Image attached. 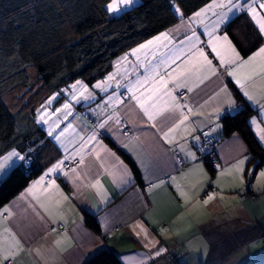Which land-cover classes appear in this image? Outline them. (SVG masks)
I'll list each match as a JSON object with an SVG mask.
<instances>
[{"label":"crops","instance_id":"crops-1","mask_svg":"<svg viewBox=\"0 0 264 264\" xmlns=\"http://www.w3.org/2000/svg\"><path fill=\"white\" fill-rule=\"evenodd\" d=\"M258 3L259 0L256 7L260 11ZM211 4L213 0L195 12ZM221 11L227 9H210L200 18H194L193 14L185 16L183 23L179 19L123 52L103 77L91 84L82 81L92 93L91 98L84 99L81 90L71 88L75 81L62 90L64 93L48 95L43 104L50 97L56 99L46 110L37 106L36 122L37 109H41L43 119L48 121L37 122L46 133L43 159L40 164H34L38 172L0 207V233H4V228L10 229L24 246L17 264H83L101 249L116 253L122 264H264V177L259 175L264 171V164L255 167L259 159L256 156L250 159L252 156L239 132L222 135L221 125L224 115L234 114L243 106L251 108L248 127L264 151L257 128L250 123L256 117L257 124L264 128L261 122L264 116L258 115L260 105L243 97L236 83L239 80L245 84L257 100L264 102V58L257 57L242 66L221 65L220 58L209 45L208 35L214 28L215 37L227 35L225 25L242 13L250 18L258 32L259 28L247 11L235 10L228 14V20L216 27V14ZM170 29L168 41L142 49L139 59L131 54L132 49ZM193 32L199 37L196 47L203 48L205 56L212 61L215 75L198 52L194 55L190 52L187 37ZM215 37L212 43L220 57L226 61L231 59L228 43ZM228 39L236 48L229 36ZM262 45L264 38L250 54H240L241 59L247 60ZM126 54L127 59H123ZM110 75L112 79L108 80ZM146 75L150 80L135 89L138 96L143 93L147 97L151 89L158 86L161 75L168 81L173 96L178 90L188 93L179 101L187 105L182 111L188 119L177 130L172 143L162 139L158 128L151 126L152 122L147 121L136 101L131 99L132 93L127 86ZM177 78L184 87L175 86ZM104 81H107L106 90L93 87ZM232 87L240 95L239 102ZM222 88L231 94L235 105L230 107L224 102ZM109 97H114L112 102ZM66 103L68 109L63 108ZM218 107L219 113L216 112ZM113 115L119 124L109 120L104 128L98 127ZM179 115L177 112L176 117ZM161 119L158 117L156 122L164 131L174 122L169 120L164 125L159 123ZM50 127L53 129L51 136L48 134ZM124 129L128 134H123ZM203 131L218 141L215 149L218 162L213 169L199 160ZM61 133L57 141L55 136ZM94 133L95 139H92ZM190 153L194 154V159ZM175 154L186 162L183 168L177 166ZM245 155L249 159L241 172L236 165ZM65 157L78 159L79 165L65 169L62 164V171L47 176L32 194L26 193L25 190L49 167L57 161L64 163ZM21 162L17 161L16 165ZM125 168L131 175L127 183ZM253 169L250 179L249 170ZM9 170L0 173V179ZM50 181H54V186H49ZM150 184L158 186L149 190ZM177 185L186 196L179 194ZM210 193L215 194V198L205 205L203 201ZM22 194L23 199L20 198ZM243 194L247 196L241 197ZM252 194L257 196L252 198ZM4 207L10 209L11 216L2 211ZM85 214L95 216L98 232L86 226ZM137 223L148 229L157 241L156 248L165 249L161 255H155V248L145 247L143 234L138 236V229L134 230ZM57 224L62 228H57Z\"/></svg>","mask_w":264,"mask_h":264},{"label":"trees","instance_id":"trees-1","mask_svg":"<svg viewBox=\"0 0 264 264\" xmlns=\"http://www.w3.org/2000/svg\"><path fill=\"white\" fill-rule=\"evenodd\" d=\"M208 1L177 0V3L184 17H188ZM107 2L0 0V155L15 150L29 160L28 166L22 161L0 179V207L38 172L34 164L43 159L46 133L35 120L37 106L50 94L64 93L62 90L75 81L91 84L103 77L119 55L180 19L174 14L171 0H140L138 5L117 15L106 11ZM224 32L242 56L250 54L263 41L244 13L233 17ZM18 90H27L28 96H34V103H38L34 107L32 101L10 104L7 95ZM234 94L239 102L240 95L236 90ZM251 112V108L243 106L234 114L224 115L222 135L238 131L252 156L250 159L254 156L259 159L257 167L264 164V151L248 127ZM127 161L137 178L132 163ZM253 172L254 169L250 179ZM84 223L92 231H99L95 216L85 214ZM83 264L122 263L113 251L101 249Z\"/></svg>","mask_w":264,"mask_h":264},{"label":"snow or ice","instance_id":"snow-or-ice-1","mask_svg":"<svg viewBox=\"0 0 264 264\" xmlns=\"http://www.w3.org/2000/svg\"><path fill=\"white\" fill-rule=\"evenodd\" d=\"M258 0H245V2H242V0H220L219 3L216 2V0H213V4L207 5L205 8H201L198 12L193 13L194 18H200L202 15L207 12L210 9L214 8H220V9H227V11H221L218 14V19L216 21V27H219V25L223 24L226 20L229 18V13L234 12H244L247 11L248 14L251 16V18L256 21L258 28H259V34L261 38H264V0H259L258 7L260 11H257V4ZM134 0H108V2L105 5L106 11L108 13H119L124 8L133 5ZM171 4L173 5V11L174 14L179 15L181 22L183 23L185 17L183 15L182 9L177 3V0H171ZM193 17H189L188 19L191 20ZM179 27V26H178ZM171 29L168 32H161L158 36L153 37L151 40L147 41L145 44H141L139 48L132 49V55L137 56V59H139L138 53L142 49H146L149 46L152 45H160L163 41L169 40V35L171 33ZM209 35V45L212 47V51L216 52L217 57L220 58L221 65L225 64H232L235 63L237 65H248L251 62H253L257 57L264 58V45H262L257 52L253 53L252 56H249L247 60H242L240 57V53L236 50L234 46H232L231 41L228 39L227 35H224L223 37H215V28L212 32L208 33ZM215 39H222L228 43V47L231 51V59L225 60L223 57H220V53L217 52V49L215 45L212 43L213 38ZM187 41L189 44V50L194 55L195 53H199L201 57H203L204 63L207 66L208 70L215 75L216 69L212 67V61L208 59L207 56L204 54L203 48H197L196 44L199 41V37L193 32V34L189 37H187ZM183 43V42H182ZM123 59H127V54ZM229 75L234 76L233 72H229ZM159 75V73H157ZM171 73H169V76L171 77ZM112 76L110 75L108 77V80H111ZM204 79H207V77H204ZM150 80V76L146 75L142 79H138L134 84L130 83L127 87L129 92L132 93L131 99L136 101V104L139 106L140 110L143 112L144 116L147 117V121L152 122L151 126L153 128H158V130L161 132V137L166 143H172L177 135V130L181 128V126L184 124V122L188 119L187 115L184 114L182 111V108L187 107V105H181L179 100L176 96H173L171 93V90L168 88V81L163 78V76H160L159 84L157 87H154L151 89L150 94L145 97L143 93H141L139 96L136 95L135 89H138L142 87L144 84L148 83ZM107 83V81L104 82H98L97 84L93 85L94 88H100L101 90H106L104 85ZM200 83H203V80L200 81ZM237 85L239 86L243 97H246L248 101H252L253 103H257L260 105V111L258 115L264 116V102L261 100H257L256 97L249 92L245 84H242L239 80H236ZM175 86L177 88L184 87L185 85L180 82V79H176ZM71 88L73 90H81L83 94L84 99H89L92 96V93L88 90V87L83 84L81 81H76L75 84L71 85ZM188 91L191 92L192 88L189 87ZM221 92L225 94V103H227L230 107L235 105V101L232 99L231 94L227 92L226 88H222ZM73 96L75 98V92L73 93ZM165 97H168V99H165ZM56 97H50L45 104L41 105V109H47L49 105L52 104L53 100H55ZM114 97H109V102H112ZM163 101V105L160 106V102ZM64 109H68L69 105L66 103L63 105ZM41 109H37L38 118L37 122L39 123L41 120H43L44 123H48L47 120L43 119V113L41 112ZM57 112H60V109H56ZM191 111V109H189ZM179 112V117H176V113ZM216 112H220V108L218 107L216 109ZM167 113L168 115H165ZM158 117H162L160 120V124L167 125V122L169 120H173L174 122L167 126V130L164 131L162 128L159 127L157 121ZM109 120H115L117 124L120 123L118 119H116V116H109L108 120H105L103 123H100L98 125L99 128H104L105 125L108 123ZM264 123V120L261 121ZM250 123L257 128V134L259 136L260 142L264 144V128H260V126L257 124V118L253 117L250 120ZM67 131V129H65ZM50 136L53 135V129L50 127L49 133ZM63 135L61 133L60 135L55 136V139L57 141H60V136ZM92 139H95V133L92 136ZM132 139H137L136 137H132ZM125 147L128 145L125 144ZM114 155V154H113ZM193 159L195 158L194 154H191ZM15 158V159H14ZM67 159V157H65ZM249 157L245 155L242 159H240L236 165V168L238 171H243V165L246 160H248ZM17 161H26V157L24 155H21L19 152L12 150L9 151L6 155H0V173H3L7 168L15 167ZM63 160L57 161L55 164H53L51 167L47 169V171L42 175L37 181L34 182L32 186H30L28 189H26V193L32 194L34 188L36 185H40L45 181V178L53 173H56L58 170L62 169ZM250 172L252 170H249ZM66 174V173H65ZM261 177H264V171H261L259 174ZM124 177L125 182H130L131 175L129 171L125 168L124 169ZM162 183V182H161ZM49 186H54V181L49 182ZM156 184H150L149 190L151 188L157 187ZM46 190V189H45ZM177 190L179 191V194L181 196H186V193L183 191H180L179 185H177ZM24 194L21 195V199H23ZM35 198V197H34ZM215 198V194L210 193L208 197L203 201L205 205H207L210 201H212ZM4 213H7L8 216H11L12 213L8 207H4L2 210ZM137 235L140 236L143 234L144 240H145V247L148 248H155V255L159 256L161 255L165 249L163 248H156L157 241L151 237L149 231L147 228L143 226V224L137 223L134 226V230H137ZM6 234V235H5ZM58 243V242H57ZM24 251V246L21 243L19 239H17L16 235L8 228H4V233H0V264H17V257ZM143 264V262H141Z\"/></svg>","mask_w":264,"mask_h":264},{"label":"built area","instance_id":"built-area-1","mask_svg":"<svg viewBox=\"0 0 264 264\" xmlns=\"http://www.w3.org/2000/svg\"><path fill=\"white\" fill-rule=\"evenodd\" d=\"M188 95L186 90L175 91V96L179 101L183 100ZM123 134H128V130L124 129ZM216 139L212 136L206 134L205 131L202 132L201 142H200V161H206L208 167L213 169L217 166L218 159L215 157ZM174 160L179 168H183L186 162L179 154L174 155ZM26 166L29 165V160L25 161ZM79 165V160L76 158H67L66 162L63 164L65 169ZM245 196V195H243ZM57 228H62L61 224L56 225Z\"/></svg>","mask_w":264,"mask_h":264},{"label":"rangeland","instance_id":"rangeland-1","mask_svg":"<svg viewBox=\"0 0 264 264\" xmlns=\"http://www.w3.org/2000/svg\"><path fill=\"white\" fill-rule=\"evenodd\" d=\"M140 3V0H134V3H133V5H131V6H128V7H126V8H124V10L125 9H129V8H131V7H133V6H135V5H138ZM123 11V10H122ZM120 13V12H119ZM119 13H109V14H111V15H117V14H119ZM26 91L27 90H18V91H15V92H11L9 95H7V101L10 103V104H15V103H21V101L22 100H24V101H26V102H28V103H30L31 101L33 102V104H32V107H34V105H36L37 103H38V101H36L37 103H34L35 102V97L34 96H31V94L28 96V94L29 93H26ZM42 95V94H41ZM26 96V97H25ZM187 97V96H186ZM185 97V98H186ZM26 98V99H25ZM184 98V99H185ZM42 101V100H41ZM40 101V102H41ZM217 143V142H216ZM216 149V148H215ZM66 162V161H65ZM64 162V163H65ZM63 163V164H64ZM76 166H78V165H76ZM76 166H74V167H76Z\"/></svg>","mask_w":264,"mask_h":264}]
</instances>
